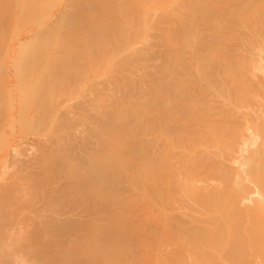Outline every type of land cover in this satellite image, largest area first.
I'll list each match as a JSON object with an SVG mask.
<instances>
[{
  "label": "bare ground",
  "instance_id": "bare-ground-1",
  "mask_svg": "<svg viewBox=\"0 0 264 264\" xmlns=\"http://www.w3.org/2000/svg\"><path fill=\"white\" fill-rule=\"evenodd\" d=\"M18 1L20 2V0ZM225 1L228 3L229 0L228 1L225 0ZM231 8H232L231 10H236L233 7ZM231 10L229 9V12ZM236 11H238V9ZM232 14L233 12L231 11L229 15ZM240 16H242V14ZM231 17L229 16V18ZM229 20L227 19L226 21L228 22ZM232 20L233 19L231 18V21ZM226 21L223 24L224 25L227 24V27H231V25L235 24V23L232 24V22L227 23ZM237 22L240 23L241 21L238 20ZM252 22H254V20ZM230 23L231 25H229ZM263 23L260 24V22H258L257 23L258 26L255 25V27L256 26L259 27L260 30L259 24L262 25ZM232 27L230 29L225 28L226 29L225 31L227 30L230 31ZM44 30L48 31V29L45 28ZM44 30H42L43 31L42 34L38 35V33L40 32L39 31L38 33H36L37 35L36 36L33 35V37L32 36L29 37L27 35L28 38H25L26 36L24 35L25 37L23 39L21 38L23 41L20 40L22 43L20 42L14 44V45H20L18 47L16 46L17 47L16 49L15 48L13 49L14 46L12 45L13 47L11 48L13 50H16L14 52L20 58L21 65H19L20 62L17 59L18 64L17 62L16 64L17 66L18 65L19 66L18 67L15 66V68L16 67L17 68L13 70L14 71L13 73L11 71H10L11 73H8L9 70L7 69V72L5 71L7 75L6 78L4 79L6 80V82L3 80L4 83H6L7 87L13 86L12 88H18L19 93H21L19 95L20 97L19 96L18 97L21 99L25 96L23 94L25 93L24 90L29 93L30 90L34 91L35 86H36L35 89L39 90L38 86L42 84L41 86H39L42 90L37 91L38 93L35 91L36 94L34 98L32 96H29L30 97L29 101L30 99L32 100L34 99L36 104H34L32 100H31L32 103L31 101L29 102L27 100L28 97L27 98L24 97L26 100L24 101L26 102V105H24L25 103H22L23 102L22 100H24V98L22 100H18L19 101L18 103L20 104L22 103V105L28 106L26 107L27 110L31 106L30 104L27 105V103L38 105L39 99L41 100L42 98L40 96L41 91L43 93V90L45 89L56 90V88L58 89V86H60L59 88L62 87L64 88V85L62 84L63 82H66L65 84L67 88L69 87L72 88L73 86H75L74 83L77 82L76 76L74 75L75 78L74 80H72L73 75L71 76V73L67 74L66 71H65L66 72L65 75L61 74L62 76L60 75L61 72L55 70L44 71L38 74L36 73L37 70L33 68L34 67L33 59H35L36 61L45 60L44 59L45 50L43 49V46H48L50 50L51 49L50 46L54 43L53 40L51 39V33L50 32L45 33ZM232 33L234 34V32ZM232 33L229 35V37L230 36L234 37L237 35L236 33L232 35ZM241 33L240 32L238 33V35L241 36L237 35V37L235 38H239L240 40L247 39V38H243L244 36ZM250 35L252 34L250 33ZM129 38L130 37L127 36V39L125 40L126 41L129 40ZM228 40L226 42H229ZM221 41L224 42L223 40ZM222 42L220 43L218 41V43H220L221 45L223 44ZM215 43L217 42L211 44V47L209 44V47L212 50L208 49L209 48L208 45L205 47L209 55L211 51L214 53V51L216 50L215 48L217 45L214 46ZM228 44H231V42ZM221 45L220 47L218 46L220 49H221ZM212 47L215 48L213 49ZM218 47L217 49H219ZM10 52L11 55L14 53L13 51ZM53 52H56V50ZM212 52L211 54L213 57L214 54ZM220 52H218L217 50L216 52L217 56L215 55L216 57L215 59H213L214 61H211L212 66L214 63L217 64L215 65V67L217 66L219 67V64L223 66V67L220 66L219 68L217 67L218 69L221 68L220 71L217 73V76L215 75L216 73L214 74V71H212V69L210 70L211 66L209 65H210V60H212V57H210L211 59L207 58L209 60L208 61L206 60L207 56L204 58L205 55L204 56L196 55L193 56L194 58H191L192 56L191 57L189 56L190 59L189 57H187L189 60H191L189 66L193 64L191 62L192 60L194 61L195 57L196 59L197 58L199 59V57L201 56V58H203V61L202 59L195 60L199 62L198 64L202 63L201 65H198L200 67H198V69L196 70L197 72L200 69L199 70L200 73L197 72L198 76L197 74H195L199 78L195 79L196 77H194L195 76L194 75L193 78L195 80L190 79L189 81H187L188 78H183L180 75L187 74L189 69L193 66L186 67L187 64L184 65L183 62H185V60L187 59L183 60L182 63L180 62L182 61L181 59H184L185 57L181 59H179V57L178 59L175 57L173 59L176 62L174 60L170 61L172 62V64L174 62L175 69L173 68V65L171 64L172 65L171 66L169 63H165L163 64V67L162 66L159 67L160 68L159 70L163 71L162 73L166 77L164 78L162 74H158L160 75L158 76V78L160 77L159 80L161 78H163L164 80L162 82L159 80L156 81L155 84L157 85V82L159 81L158 86L159 85L160 86L158 88L157 86H153L154 84L152 82L155 81L156 79L155 77L157 76V74L155 76L154 73L153 75H151L154 78V81L151 80L153 78L150 76V81L152 84L151 86L153 87V89L149 90L151 86L150 87L148 86L149 88L145 86L146 89H148V91H146V89L144 88L146 91L145 93L146 95L144 97L145 99L143 100L145 102L143 101L144 105L143 104L142 105L144 107L140 106V110L141 111L144 110L141 116H143L144 114L143 118L146 117L145 122L147 121L146 122L147 127L145 128V129L148 128L146 131L147 132L146 137H150V136L152 137L150 138L151 141L149 142L150 144H148L147 141L149 140L148 138L146 140V145H145L147 146V149L149 148L148 157L150 156L149 159L150 158L151 159L149 160L147 158L149 160L148 162L143 161L142 168L145 163L147 165L149 164V166L145 164L146 168L151 167L152 169L154 165L156 166L158 165L160 166V168L156 169L157 168L156 167L155 171L159 170V172H156V174L155 172L153 173L155 175L159 173V175L156 177L157 179H159L158 180L159 183L157 182L158 186L155 182L157 181V179H155L154 177L155 175L153 176V178H152L153 175L152 172H151L152 175H150V177L154 180L155 185L157 186L154 191L155 193L158 194H154V191L152 190L153 193L152 192L151 193L153 195L151 194L152 196L151 198L148 197L150 196V194L146 195V193H144L145 192L144 189H146L145 187L148 186H144V187L142 186L143 189L142 188L141 189L143 190L144 195H146L143 197H148L149 201L150 199L152 201L153 197L155 198V195L156 196L160 195V199L162 201L161 202L160 199L158 200L161 202V204L159 205L160 202L155 203L157 200L154 199V201L156 200L154 203L157 204L155 205L152 202L155 205V208H152L151 206L152 204L148 203V207L152 208L151 209L152 211L149 208L148 209L145 208L147 207L145 203V207L143 208V210L146 211L145 209H147V211L146 212L143 211L144 213H146L144 214V217L141 216L142 214L139 215L140 213H142L140 210H139L140 213L139 211H137L139 214L135 211L137 214L133 216L134 219L137 221L138 219L136 218L137 217L139 218V216L144 219L146 218L144 222L145 221L147 222L148 218L152 219L151 220L152 223L149 224L154 225V226L152 225L153 227L152 231L150 228V231L154 234H150L152 236L146 237L148 238V241L147 239L146 240L141 239V237H144L145 239V236H143L144 235L143 230L146 233L145 225L147 226L148 223L145 222L144 225L142 221L141 225H138V229H139L138 235L141 236L140 234L141 231L143 234L141 237H139L136 233L137 226L135 227L136 232L133 229L134 226L136 225V222H134L135 224L133 225V227L131 226L133 231L131 229L129 230L130 232H128L127 230L128 228H126L125 226L126 224L123 225L124 222H122V225L120 224V222L123 219L118 221L119 223H117L116 220H114V223L110 224V226L109 224L107 225L108 227L104 226L107 228V229L105 228V230L101 225L102 226V228L100 227L101 240H99V243L98 240L96 241L98 246L95 244V241L93 242L95 245L91 244L92 243L91 241H88V243L91 242L90 245L86 242V240H84L82 233L84 231L88 232V230H91L92 227L94 228L96 224L99 223L98 219L101 218V215L103 218H105V220L107 219L109 220L111 218L110 215L111 211L109 214L108 209L111 210L112 206L115 205V203L117 204V200H116L117 198L115 199V197H113L115 195L113 189L114 186H116V185L113 186V183L114 181H116L115 172L117 171L118 168L116 167V165L118 166L117 163L120 161L117 160L116 163L115 161L116 158L114 156L116 154L113 153L116 150L114 148H117V146L109 141L108 142L110 144L105 142L108 145L105 144L104 141H103L104 144L99 142L101 140L99 138L100 136L98 137L100 140L97 138L98 140L96 141L95 139V142H93L95 135H93V139H91V141L89 139L92 137H89L88 140L90 141V143H88V145H86L87 139H83L84 141H81L79 143L78 141L77 143H75L76 142L75 141L73 142L74 144L71 142L69 143L68 140H66L68 142V145L67 146L65 145L66 148L64 149L67 152L65 154L62 152L63 157H58L57 160L56 158L57 156L53 153L54 150L52 151L51 149L56 146V144L53 145V143H55L54 141H56L55 138L53 139V137H57L58 135L56 136L52 135L51 139L54 141L46 140V139L43 141L41 140L42 143L37 142V140L35 141V143L37 144L36 146L37 148H35L36 149V151H34L35 154H33L30 158H27L25 156V153H22L25 152L24 149H26L29 144L26 143L27 140L25 141V143L24 141L22 142L24 145L21 143V141L20 142L18 141L20 145L17 142L11 143L14 144L15 148L13 146H10V144L4 145L5 148H8L9 146L15 149L17 153H15V151L13 150L12 152L14 154L12 152L11 153L6 152L7 149H5V153H7L6 155L9 156L10 154V156L8 157L9 159L5 156V154H3V156L6 159L2 156L3 159H5V161L8 159L10 163H12L11 166L13 164L15 165H13L14 167L13 173L11 170V173L7 175L8 177L6 178L3 177L4 178L3 179L1 175L3 173L0 174L1 175L0 179H2L0 180V264H139V263L141 264L142 261L144 262L146 260V258L144 259V257L145 254L148 253H149L147 257L148 259L147 261L144 262V264L145 263L146 264H152V263L153 264H264V71L262 72L261 77L254 81H252V78L248 76L250 79H247L249 83L246 84L247 81L245 82L244 78L246 77L247 74L249 75L250 73H252L249 72L246 74V72H248V70H246L247 69L246 66L249 65L250 68L252 66L254 68L257 65L255 64L254 66V64H251V63H256V62H252L254 58H251L252 60L248 58L249 62L250 61L251 62L250 64L249 62L248 64L245 62L247 64L246 66H243L245 65V63L241 65V63L234 60L236 63H239L238 66L237 64L234 63V61L232 63V58L229 56L230 54L225 55V53L222 52L223 53L222 54ZM262 53L263 52L260 51L257 54L259 56L258 58H259V62L261 63V66L264 67V54ZM11 55L7 54L9 58H11ZM252 56L254 57V55ZM16 57H13L12 55V58L13 59L15 58L14 61L16 60ZM240 57L242 58V56ZM176 59L178 61L180 60L179 63H181L182 65H180ZM218 60L219 63H217ZM244 60L245 58L243 59V61ZM248 60L246 58L245 61ZM205 62L209 63L208 65L206 63L208 69L204 68L206 67L204 66ZM186 63H188V60ZM177 64H179L180 67ZM180 68L183 70L180 71ZM217 68H215V72L218 71ZM242 70H245L244 71L245 73ZM250 70L252 71V69ZM242 75L244 76V78H242L243 77ZM220 77L223 78H221L220 80ZM64 78H66L65 81L62 80ZM217 78L221 83L217 80ZM39 80L41 81L39 82ZM214 81L217 83H214ZM242 81L244 84L242 83ZM35 83L37 84L33 87L32 85ZM38 83L41 84L38 85ZM28 87L30 88L29 91H27L29 89ZM154 87L156 88V90L154 89ZM3 88L5 89V87ZM11 92L12 91H10L9 93ZM35 92H33V94ZM22 94L24 96L21 97ZM25 94L27 95V93ZM87 96L90 97V94ZM9 97L10 96L8 95L7 99L5 98L6 100L4 99L0 101V103L4 102L6 104L7 101L9 102L8 99L10 98L12 99V96L10 98ZM18 97L17 99H19ZM84 97L78 100V102H76L75 104L73 105L71 104L72 106L70 105L71 106L70 109H66L68 110L67 113L74 115L76 113L83 112V110H87L86 108H88L87 105L90 103L89 102L90 100L89 99L86 100L87 97L85 98ZM46 98L47 97L45 95L44 100ZM93 98H97V97H93ZM92 100H91L92 102L97 101L96 99H92ZM92 102L89 105H91ZM99 102L101 103L103 101H99ZM4 103L2 104L4 105ZM60 103H62L61 100ZM20 104L17 105L20 106L21 109L22 105ZM40 105L42 106V104ZM24 106L21 110L20 109L18 110L25 111L26 108ZM34 108L32 109L33 110L32 112H34V110L37 112L36 119L43 120L44 119L43 115H45V113L47 112L45 111L43 112V108L40 107L39 108L37 107L35 109ZM44 108H48V107H44ZM95 108L97 107H94L93 109L95 110ZM115 108L117 111V106ZM6 110L4 113H7ZM109 110H108V114L106 113L107 112L106 111L105 112L106 114L104 113L102 115L109 116ZM111 110H110V112H112L110 113L111 117L116 115L122 116L120 115V113L122 112L119 111L117 113ZM137 111L138 113L140 112L139 109ZM137 111L135 113L137 116H139L141 112L138 115ZM23 112L22 114H25ZM85 112L86 111H84V113ZM13 114L15 115V111ZM124 114L123 116H125ZM7 115L8 114H6V116ZM16 116L18 117V114H16ZM137 116L135 119L138 118ZM140 121H142V119ZM53 127H55L54 124ZM77 128L76 130H78ZM63 130L64 129H62V131ZM67 131H69V129ZM154 134L155 136L153 138ZM61 135L59 136L61 137ZM91 143L99 144L98 149L95 148L98 145L94 146V148L98 151L95 152H97V154L100 152L98 159L96 158L98 157V155L95 156L96 155L95 152H94L95 154L93 152H89L91 150L92 151L95 150L92 149L93 147L90 148L92 146ZM148 145H150V147H148ZM143 146L144 145H142L141 147ZM2 147L3 146H1L0 148L2 150V152L0 150L1 153H3L4 151V147L3 149ZM57 149L58 152L60 153L61 151L60 148ZM115 153H117V151ZM142 153L144 152H141V154ZM52 155L53 156L55 155L56 157L55 156L52 157ZM83 155L86 157L88 156L90 157H88L87 159L85 158L86 159L85 160ZM21 156H25L26 158ZM92 156L95 157L92 158ZM130 156L131 155L129 153L128 157ZM128 157L127 159L132 158V157L131 158ZM82 159H84L85 162ZM74 160L75 161L78 160V161L75 162ZM112 160H114V164L110 163V161L113 162ZM9 161L7 163H9ZM86 161L89 164L86 163ZM83 162L88 164L87 165L88 168L85 167L86 165ZM78 163L79 164L81 163L80 165H83L85 169L82 168V166L78 165ZM132 166H134L133 163ZM79 168L81 173L75 174L79 172ZM69 169L72 172L75 171L77 172H75L74 174L71 173L72 175L68 174ZM137 169L140 170L139 168ZM147 169H149V171L151 170L150 168ZM144 170L141 169L140 170L141 173L142 172L144 173L145 172ZM63 171L64 173L67 172V175L69 176L64 175ZM137 171H135L134 174H136ZM152 171L154 170L152 169ZM8 172L9 171H7V173ZM143 173H142V177L145 176L143 175ZM50 175L53 178L54 176H59L57 179L60 178V175L64 176L65 178L63 180V177H61L63 181L61 182L59 180L60 182V183L58 182L59 185L58 184L56 186L54 185L53 187L56 189H54L53 191L46 189L47 186L42 185V181L44 180V178L49 176L50 179ZM137 175L140 176L139 173ZM148 175L149 173L147 174V176ZM148 180L146 183H148ZM47 182L49 181L47 180ZM149 182H151V180ZM54 183L55 182L53 183L51 182L50 184L47 183V185L49 184V186H51ZM142 183H145V181ZM44 184L46 185V183ZM155 185L152 186L153 189ZM42 187L45 188L46 191L48 190L49 192H45L44 189H42ZM149 187L147 188V190L149 189ZM52 192L53 193L56 192V193L53 194ZM70 195L73 197H69ZM74 197L77 198L75 199L78 205L79 202H81L80 203L81 205L79 206V210H82V212L84 213L85 212L87 213L89 211L90 213L89 212L88 213L90 217L87 218L86 215L88 216V214H86L84 216L85 218L81 217L84 220L79 218L80 216L76 217L78 219L74 218L72 213H75V211L77 212L78 210V208L77 209L75 208L76 204H75V200L73 201ZM114 200H116V202ZM67 202L68 203L71 202L72 204L74 202V204L72 205L71 203H69L68 205H66ZM82 203H84L83 206L86 205L84 206L86 210H87L86 208L87 206L88 207L90 206V209L86 211L84 207H81ZM149 204L151 205L149 206ZM65 205L67 207H65ZM158 205L160 206L159 208ZM62 206H64L65 208ZM70 206H72V208H75V210L72 211V208ZM106 206H110V207L107 208ZM113 207L117 209V205ZM113 209L112 211H114ZM80 212L81 211H79L76 214H79ZM117 212L118 210L113 212L115 213L114 217L117 216L116 215ZM154 212L157 214L153 216L154 218H152L151 216L154 214ZM102 213H105V215H103ZM92 214L94 216L91 217ZM113 215L112 218L115 219ZM136 215L138 216L136 217ZM149 221L150 219L148 220V222ZM107 222L104 223L103 220L104 225L107 224ZM132 222L131 225L133 224ZM142 224L144 227H139L142 226ZM140 228H144V229L140 230ZM126 232L131 233V235L132 232H135L136 234L134 235L136 237L138 236V239L140 240V244H139V240L137 241V238H135V241H137V245H141V246L138 247L137 245H135L136 242L133 241L134 239H132L135 237L134 235L133 237L130 234L129 235L127 234L128 236L131 237H129V239L127 238L128 241H126V239L124 240L123 236L126 234ZM155 234L158 236L156 237ZM145 235H147V233ZM149 238L152 242L149 241ZM131 239L132 242L129 244V240L131 241ZM120 240L126 241L125 243L128 242L127 245L128 244L129 245L127 246L124 242L123 244L122 241ZM145 242L146 244H149V242L152 243L147 245L148 249L145 246L146 244L143 245ZM120 243L122 245H120ZM131 244L133 245L129 250V246ZM92 245L96 247V249L93 248L95 250L91 249V247H93ZM123 245H125L128 248L129 252L132 251L130 252L131 256L132 254L133 255L136 254V257L138 258L141 257L142 261L139 260L138 263H135V261L137 262L138 259L136 260L135 258V260L132 261L133 257L132 258L130 257V259L129 260L126 259V263H124V261L121 259L123 257L122 256L123 254H121V250L123 248L120 249L119 247V246L123 247ZM133 246H135L134 249H132ZM140 247L141 248L145 247L144 248L146 250L145 254H144V249H141V255L144 257L140 256L139 254L140 252L137 253L138 250H140ZM123 252L125 251H122V253ZM119 255H121L120 256L121 258L119 257Z\"/></svg>",
  "mask_w": 264,
  "mask_h": 264
},
{
  "label": "rangeland",
  "instance_id": "rangeland-1",
  "mask_svg": "<svg viewBox=\"0 0 264 264\" xmlns=\"http://www.w3.org/2000/svg\"><path fill=\"white\" fill-rule=\"evenodd\" d=\"M215 1L217 2L219 0H190V2H189V0H20V2L18 0H0V74H1L0 75V95L2 93L1 97L3 98L2 99L0 97L1 98L0 101L4 100L5 98L7 99L8 95L10 97L12 96V99L9 97L10 98V99H8L9 102L7 101L8 104H7V102H6V104L4 102L0 103V117H1L0 118V145L4 147V145L10 144V146L14 147V144H11V143L17 142L19 144L20 141H21V143L23 141L25 143V141L27 140L26 143H29V144H28V146L25 144L27 146V148L24 149L25 152H22V153H25V156L27 158H30L33 154H35L34 151H36L35 148H37L36 147L37 144L35 143L36 140H37V142L42 143V141L45 139L46 140H52L51 139L52 135L53 136L54 135L59 136L62 133L61 137L59 136V138H58V136L53 137V139L55 138L56 141L52 140L55 142V143H53V145L56 144V146L54 147L55 149L52 148L51 150L52 151L54 150L53 153L57 156L56 157L54 155L57 158V160H58V157H63L62 152L64 154L67 152L64 148H66L65 145L67 146L68 142L73 143L76 141L75 143H77V141H78V143H79L81 141H84L83 139L88 140L89 137H92L89 139L91 141V139H93V135H95L93 142H95V139L97 141L100 138L101 140L99 139L100 140L99 142H101V143H103V141H104V143L107 142L108 144H110L109 142H112L114 145L117 146V148H114V149H116L115 152L117 151V153L113 152L114 154H116V155H114L116 158L115 159L116 163H117V160H120L117 163L118 166L116 165V167H118L117 168L118 172L117 171L115 172L116 173L115 174L116 175L115 180L117 182L114 181L115 184L113 183V186L116 185V186H114V189H113L115 192V195L113 197H115V199L117 198L116 199L117 204L115 203L116 200H114L115 202H113V203H115V205H113V206L117 205V209L113 206H112L111 210L108 209L109 214L111 211V214H110L111 218L109 220L107 219L108 222L101 215V218L98 219L99 223L97 222L98 224H96V226L94 228L92 227V229L88 230V232L84 231L82 233V236H83L84 240H86L87 243H88V241L92 242V243L89 242L88 244L91 243L93 245H95V244L97 245L96 241L98 240V243H99V240H101L100 227L102 228V226H103V228L105 230V228L108 227L107 226L108 224L110 226V224L114 223V220H116V222L119 223L118 221L123 219L120 222V224L122 225V222H124L123 225L126 224L125 226H126V228H128L127 229L128 232H130L129 230L132 229L133 225L135 224L134 222H136V225L134 226L133 229L135 231V227L137 226V229H136L137 232L136 231L135 232L138 235V232H139L138 231L139 230L138 225H141L142 221H143V224L145 225L146 221L144 222V220H146V218L144 219V218H141L140 216L138 218L137 217L138 215H136L137 218L136 217L135 218L138 219V221H139V223H138V221L135 220L133 216H135V214L138 213L137 211L140 210L142 213H140V211H139L140 214L139 213L138 214L139 215L142 214L141 216L144 217V214H146L144 212H146L147 209L149 208L148 203L152 204V205L149 204V206L151 205L152 208H155V205H157L155 203H159L161 201L160 195L159 196L155 195V198L153 197L152 201H151V199H150V201L148 200L149 199L148 197L152 198V196H151V194L153 193L152 190L154 191L156 189V187L158 186L157 182L159 179H157L156 177L159 175V173H157V175H155V174H156V172H159V170L155 171V168L157 167L156 169H159L160 166L154 165V167H152V169L154 171H152L151 167H147V168L151 169L149 171V169H147L145 166L146 163L145 164L143 163L144 164L143 168L146 169L147 172H146V170H144L142 168V162L143 161L148 162L151 159V158L149 159L150 156L148 157V151H149L148 149L149 148L147 149V146H145V145H146V140L148 138H149V140H147V141H148V144H150L149 142H151L150 138L152 136L146 137V133H147L146 131L148 128L147 129H145V128L147 127L146 126L147 121L145 122L146 117L143 118L144 114H143V116H141V114L144 112V110L143 111L140 110V106L142 107L144 105L143 99H145L144 98L146 95L145 93H146V91H148V89H146V87L149 88L152 85L151 81H150V76L153 75L154 73H155V76L157 74L156 77L154 76L156 78L155 81H154V78L151 76L153 78L151 80L154 81V82H152L154 84L153 86H157V88L160 86V85L158 86L159 81H161V82L164 81L163 78H161L162 80L161 79L159 80L160 77L158 78V76H160L158 74L163 75V73H162L163 71L159 70L160 66L163 67V64H165V63H169L171 65L172 62H170V61L171 60L173 61L174 60L173 58H175V57L177 59H178V57H179V59L185 57L184 59H181L182 61H180V60L179 61L182 63L183 60L187 59L188 63H186L187 60H185V62H183L184 65L187 64L186 67L189 66V63L191 61L189 59L191 56H192L191 58H194L193 56H196V55H202V56L205 55L204 58L207 56L206 60L211 59L210 57H212V54H211L212 51L210 52V55H209V53L205 47L207 45L209 47V44L211 47V44H213L214 42L218 43V41H219L221 43L222 42L221 40L226 42L229 38V40H228L229 42H226V43L222 42L223 46L220 43H218L221 45L222 50L219 48L220 45H218L217 43L214 44V46L215 45H217V46H216V48L214 47L216 49L214 51V53L212 52L214 54V56H213L214 58L212 57V60H210V65H209V66H211V68L209 67L210 70L212 69V71H214V74L216 73L215 75L217 76V73L221 69V68L218 69L220 66H222L220 64H219V67L217 66L218 68L215 67V65H217L216 63H214L213 66L211 65V61H214L213 59H215V57L217 56L216 52L218 50V52L221 51L220 53L223 52V53H225V55L230 54L229 56L232 58V63L235 60V61L241 63V65H243L245 62L248 64V62H249L248 58L249 59L254 58V60L251 59L252 62H256V63H251V64H254V66H255V64H257L254 68H253V66L250 68L249 65H247L246 63H245V65H243V66L247 65L246 70H248V72H246V74L249 72L253 73V74L250 73L249 75L247 74L245 78L242 75L243 76L242 78L245 79V82L247 81V79H250V78H252V81H254V80L261 77V74L264 71V67L261 66V63L259 62V58H258L259 56L257 53H259L261 51V52H263L262 54H264V32H263L264 31V29H263L264 28V23H263L264 22V0H255V1L254 0H229V1L227 0L228 3L232 2L231 4L230 3L228 4L225 0H220L219 2H217V5H216ZM220 2H221V5H220ZM231 7H233L236 10L238 9V11L231 10L232 9ZM229 9L233 12L232 15H229V13H231V11L229 12ZM210 11H211V13H210ZM227 12H228V14H227ZM241 14H242V16H240ZM229 16L230 17L232 16L231 18L234 21L233 20L231 21V18H229ZM180 19H181V21H180ZM227 19L228 20L230 19V20L227 22L226 21ZM224 20L227 23H229V22H232V24L235 23V24H233L235 26V28L233 25H231V23L229 24V25H231V27L233 26L232 29L234 28L233 31H232V29L230 31L227 30L230 33L225 31L226 29H228V28L230 29L231 27H227V24L224 25L223 24V23H225ZM238 20H240L241 22L243 21L244 23L243 22L239 23V22H237ZM253 20L255 23L252 22ZM258 22H260V24L263 23L262 25L259 24L260 30H259V27H257ZM251 23H254V24H251ZM252 25H253V27H252ZM255 25H257V26L255 27ZM50 26H52V27H50ZM248 27L252 28V29H249ZM44 28L48 29V31L44 30ZM49 29H50V31H49ZM42 30H44L45 33L46 32L51 33V39L53 40L54 43L50 46V48H51L50 50H49L48 46H43V49L45 50V58H44L45 60L36 61L35 59H33V63H34L33 68L35 70H37L36 73L38 74V73H42L44 71H54L55 70V71L61 72L60 75L61 74L65 75V73L67 72V74L71 73V76L73 75L72 80H74V78L76 76L77 82L74 83V85H75V86H73L74 88L73 87L67 88V86L65 84L66 82H63L62 84L64 85V88L63 87L59 88L60 86H58V89L57 88H56V90L53 89L54 91L51 89H48V90L45 89V90H43V93L41 91L40 96L43 99L42 98H41V100L39 99L38 105H34V104H36L34 99L33 100L30 99V101L32 100L34 104H31L32 101H31V103H27V105L30 104L31 105L30 107H32V108L29 107L28 108L29 111H28L26 108L28 106H24V105H26V102H24V101H26L25 98L28 97L27 98L28 101L30 98L29 96H32L34 98L36 92L39 90H42L39 87L42 84L38 83V85L41 84L38 86L39 90L35 89L36 88L35 85L37 83L32 85L33 87L35 86L34 91L30 90L29 87H28L29 89L27 88L28 90L26 89L27 91L30 90L29 93L24 90V92L27 93V95L28 94L29 95L27 96L25 93H23L25 96L22 94L21 97L24 96L25 98L23 97L24 100H22L23 98L22 99L19 98L20 97L19 95L21 93H19L18 88H12L13 86L7 87L6 83H4V81L6 82V80H4V79L6 78V75H7L6 74L7 69L9 70L8 73H11V72L13 73L14 72L13 70H15L19 65H21L20 58L14 52L16 50H13L14 48L16 49L20 45H14V44H17V43H20L21 41H23L22 39L25 36H26L25 38H28V36L33 37V35L36 36L37 35L36 33H38L39 31L41 33L39 32L38 35H40L43 32ZM250 30H251V32H250ZM254 30H256V31H254ZM231 31L234 32V34L236 33L237 35L239 32L240 33L242 32L241 34L244 36L243 38H247V39L240 40L239 38H235V37H237V35L234 37H232V36L229 37V35L232 33ZM247 31L250 32L252 35H250V33H248ZM258 31H259V33H258ZM181 32H182V34H181ZM227 33H229V34H227ZM234 34L232 33V35H234ZM43 35H44V33H43ZM127 36L130 38H129V40L126 41L125 39H127ZM238 36H241V35H238ZM226 37H228V38H226ZM57 40H58V42H57ZM230 42H231V44H228ZM11 47H13V49ZM210 47L208 49H211ZM217 47L220 50L217 49ZM222 47L224 48V50ZM9 48H11V49H9ZM55 50H56V52H53ZM10 51H13L15 53L14 54L12 52L13 57L17 56L15 61H14L15 58L14 59L12 58ZM7 52H9V53H7ZM7 54L11 55V58L13 60L11 58H9V56H7ZM252 55H254V57ZM240 56H242V58ZM187 57H189V59ZM243 57L245 58V60L247 58L248 61H245V60L243 61V59H244ZM235 58L236 59L238 58V59L236 60ZM240 58L242 61L240 60ZM17 59L20 62L18 66H17V64H18ZM197 59L195 57L194 61L192 60L191 63H193V64L190 65L189 67H191V66H193V67H191L189 69L187 74L180 75L183 78H188L187 81H189L190 79L193 80L194 79L193 76L195 74H197V72H199V70H200L199 69L196 72L198 67H200L198 65L202 64V63L198 64L199 62L195 61ZM199 59H202V61H203V58H201V56L199 57ZM206 60H204V61H206ZM179 61H178V63H179ZM235 61H234V63L239 66V63H236ZM16 62H17V64H16ZM207 62H205L204 66H206ZM250 62H249V64H250ZM7 63L10 65H8ZM181 63H179V64L182 65ZM217 63H219V60ZM22 64H23V62H22ZM179 64H177V65H179ZM208 64L209 63H207V65ZM172 65L174 68V66H175L174 62ZM177 65H176V67H177ZM180 65H179V67H180ZM3 66L5 68L7 66L8 67L5 69ZM15 66H17V67L15 68ZM201 67H203V66H201ZM204 68L206 69L207 66ZM215 68H217L218 71L215 72ZM250 69H252V71ZM181 70H183V69L180 68V71ZM184 71H186V70H184ZM202 71H203V69H202ZM242 71L244 72L245 70H242ZM254 72H255V74H254ZM197 76H198V74H197ZM197 76L196 75L194 76V77H196L195 79L199 78ZM163 77L166 78L164 75H163ZM221 78H223V77H220V80H221ZM65 79L66 78H64L62 80L65 81ZM157 80H159V81L157 82V85H156L155 83ZM217 80L219 81L218 78H217ZM1 81H2V83H1ZM37 81H38V79H37ZM40 81L41 80H39V82ZM78 81H80V82H78ZM215 81H216V79H215ZM215 81H214V83H217ZM242 83H243V81H242ZM248 83L249 82L247 81L246 84H248ZM147 84H150V85H147ZM3 87H5V89ZM6 87L12 92L9 93L10 91ZM94 88H96V89H94ZM144 88L146 89V91ZM150 88H149V90L153 89V87L151 89ZM6 89L8 92L6 91ZM69 89H71V90H69ZM99 89H101V90H99ZM154 89L156 90L155 87H154ZM31 91H33V92L36 91V92L33 94V92H31ZM100 91L103 92L104 94L101 93ZM55 92H57V93H55ZM89 94H90L91 98L89 96H87ZM43 95H44V97H43ZM45 95L47 97L45 99L46 101L44 100ZM84 96L87 97L86 100H88V99L90 100L89 101L90 103L93 101L92 99H96L98 101V103H97V101L92 102L91 105H89L90 104L89 103L87 105L88 108H86L87 110H83V112H81V113H76L74 115L68 114L67 113L68 110H66V109H70V107L73 104L78 102V100H80ZM118 96H119V98H118ZM17 97L19 99H17ZM93 97H97V98H93ZM59 99L61 100L62 103H60ZM18 100H22L23 101L22 103H25V104L22 105V103L21 104L18 103L19 102ZM99 101H103V102L100 103ZM43 102H44V104H43ZM58 102H59V105H58ZM2 103H4V105ZM46 103H47V105H46ZM123 103H124V105H123ZM17 104L22 105V108L24 106L26 108V110H25L26 112L24 110L19 111L18 109H20V106H18ZM40 104H42V106ZM97 104L99 105V107ZM55 105H57V106H55ZM4 106L8 110H6L4 108ZM43 106L48 107V108L50 107V108L49 109L44 108ZM89 106H91V107H89ZM116 106H117V111L115 108ZM9 107H11V108H9ZM34 107L35 108H37V107L43 108V112L44 111L47 112V113H45V115H43L44 116L43 120L42 119H36L37 112L35 110H34V112H32L33 111L32 109ZM92 107L93 108L97 107V108H95V110H94ZM2 108H3V110H2ZM111 108L114 112H117V113L119 111L122 112V113H120V115H122V116L116 115V116L111 117L110 116V113H112V112H110ZM46 109H47V111H46ZM138 109L141 112V113L139 112L140 115L137 111ZM5 110L7 113H4ZM53 110H55V111H53ZM108 110H109V116L110 117L105 116V115L103 116L102 114H104L106 111H107L106 113L108 114ZM14 111H15V115L13 114ZM18 111L20 112V114ZM84 111H86V112L84 113ZM136 111H137L139 116L136 115V113H135ZM22 112L25 114H22ZM6 114H8V115L6 116ZM16 114H18V117L16 116ZM46 114H48V115H46ZM123 114L125 116H123ZM13 115L15 116V118ZM89 115H91V116H89ZM136 116L138 117L137 119H135ZM2 117H4V118H2ZM11 117H13L14 120ZM37 118H40V117H37ZM117 118H119V119H117ZM141 119H142V121H140ZM143 122H145V123H143ZM53 124L55 127H53ZM37 126H38V128H37ZM76 128L78 130H76ZM62 129H64V130L62 131ZM68 129H69V131H67ZM21 134H22V136H21ZM72 134L73 135L76 134V135L73 136ZM80 136H81V138H80ZM147 136H149V135H147ZM154 136H155V134L153 135V138H154ZM48 138H50V139H48ZM57 138H58V140H57ZM73 139H74V141H73ZM66 140H68V142ZM69 140H71V141H69ZM87 140H86V143H87L86 145H88V143H90V141L89 140L87 141ZM32 143H34L35 146ZM107 143H105V144H107ZM95 145H98L97 147H95L96 149H98V147H99L98 143L92 144V146L90 148L93 147L92 149H95L94 148ZM142 145H144L145 147L144 146L141 147ZM1 146H0V148H1ZM3 147H2V149H3ZM148 147H150V145H148ZM57 148H60V150H61L60 153L58 152ZM5 149H7L6 152L11 153L13 150V151H15V153H17L15 149H13L9 146H8V148L4 147L3 153H1L2 150L0 149L1 150V152H0V174L3 173V174H1L2 178L8 177L7 175L9 173H11V170L13 173V171H14L13 165H15V164H13L11 166L12 163H10V161L8 160L9 159L8 157L10 156V154H9V156H7L6 155L7 153H5ZM96 149L93 151L91 150L89 152L94 153L95 151H97ZM121 149H124L125 151L121 150ZM64 150H65V152H64ZM89 152H87V153H89ZM97 152H95L96 153L95 156L98 155V157H96L98 159L100 152L98 154H97ZM141 152H144V153L141 154ZM145 152H146V154H145ZM58 153H59V155H58ZM84 153H86V152H84ZM129 153L131 155L130 157H128ZM3 154H5V156L8 158L7 160L9 161L10 165H9V163H7L8 162L7 160L5 161L6 158L3 156ZM22 155H24V154H22ZM84 155H86V154H84ZM2 156L5 159H3ZM25 156H21V157H25ZM54 156L52 155V157H54ZM88 157H90V156H88ZM88 157L84 156V159L85 158L87 159ZM94 157L92 156V158H94ZM127 157L128 158L132 157V158L127 159ZM117 158H120V159H117ZM84 159H82V160L84 161ZM77 161L78 160H76L75 162H77ZM112 161L113 162L110 161V163L114 164V160H112ZM86 163H88V162L86 161ZM86 163H84L86 165L85 167L88 168L87 165L89 163L88 164H86ZM132 163L134 166H132ZM80 164L78 163V165H80ZM80 166H82V168L85 169V167L83 165H80ZM147 166H149V164ZM80 168H79V172L75 171L77 173L72 172L69 169L68 174L81 173ZM137 168H139L140 170L141 169L144 170L145 174L143 172L142 173L146 177L145 176L142 177L141 171L138 170ZM84 169H82V170H84ZM7 171H9V172L7 173ZM135 171H137L136 174H134ZM132 172H133V174H132ZM151 172H152V174L155 172V174L152 175ZM63 173H64V171H63ZM138 173L140 174V176L137 175ZM148 173H149V175H148L149 177L147 176ZM129 174H130V176H129ZM131 174H132V177H131ZM64 175L69 176V175H67V172L64 173ZM150 175H152V178L155 175L154 177H155V179H157V181H155L157 186L155 185V182L150 177ZM58 177L59 176H54V178H53L50 175V179H49V176H47L44 178L45 182H44V180L42 181V185L47 186L46 189L53 191L54 189H56L53 186L54 185L56 186L58 184L59 180L62 182L65 179L64 176H61V175H60L59 179H57ZM61 177H63V180L61 179ZM138 178L142 182L145 181V183L147 182V180L149 178L150 179L148 180V183H146V185H145V183H142ZM146 178H147V180H146ZM135 179H136V181H135ZM0 180H2V179H0ZM47 180L49 182H47ZM56 180H58V181H56ZM150 180H151V182H149ZM51 182L52 183L55 182L56 184L54 183L51 186H49V184ZM44 183H46V185ZM47 183H49V184L47 185ZM154 185H155V187L153 189L152 186H154ZM48 186H49V188H48ZM142 186L143 187L144 186H148V187L150 186L148 190H147L148 187H145L146 189H144L145 190L144 193H146V195L150 194V196L143 197L146 195H144V193H143V190H142L143 187ZM43 187H42V189H44L45 192H49L48 190L46 191V189ZM149 191H150V193H149ZM54 193H56V192H54ZM154 194H158V193H155V191H154ZM69 197H73V196L70 195ZM75 198L76 197H74L73 201L75 200V204L77 205V206L75 205V208L76 209L78 208V210H77V212L75 211V213H72L74 218H76L77 216L78 217L80 216L79 218H81V217L85 218L84 216L86 214H88V216L86 215L87 218L90 217L89 211H88L89 213L88 212L84 213V212H82V210H79V206L81 205L80 204L81 202H79V205H78V203H76L77 198L76 199ZM154 199H156L157 201L155 200L156 201L155 202ZM159 199H160V201H158ZM70 200H72V199H70ZM78 201H80V200H78ZM71 202H69V203H71ZM152 202L153 203L155 202L154 203L155 205ZM161 202L159 203V205L161 204ZM69 203L67 202L66 205H68ZM145 203H146L147 207H145ZM63 204H64V202H63ZM73 204H74V202H73ZM83 204L84 203H82L81 207L86 206V205L83 206ZM66 205H65V207H67ZM159 205H158V208L160 207ZM62 207H64V206H62ZM70 207L72 208V206H70ZM106 207L108 208L110 206H106ZM144 207L147 208V209H145L146 211L143 210ZM75 208H72V211H74ZM86 208H87V210H89L90 206L89 207L87 206ZM152 208H149V209L151 210ZM84 209H85V207H84ZM112 209L114 211H112ZM93 210H91V211H93ZM116 210H118V212L116 214L117 216L114 217L115 213H113V212H115ZM79 211H81V212L79 214H76ZM83 213H84V215H83ZM74 214H76V215H74ZM102 214L105 215V213H102ZM156 214L157 213L154 212V214L151 217L154 218L153 216H155ZM112 215L115 219L112 218ZM92 216H94V215L92 214L91 217ZM76 219H78V218H76ZM102 219L104 220V223L107 222V224L104 225ZM149 219H150V221L152 220L151 218H148L147 222H146L148 224L152 223V221L148 222ZM82 220H84V219H82ZM131 222L133 223L132 225H131ZM143 224H142V226H139V227H144ZM148 224H147V226H149V227H147L145 225V227H146L145 230H146L147 235H145L146 233L143 230L144 228H140V230L141 229L143 230L144 235L142 234V231L140 232V234H141V236L142 235L145 236V239H144V237H141L140 235H138L139 237H141V239H143V240L147 239V241H148V238H146V237L152 236L150 234H154L151 232L153 229V227H152L153 224H149V225ZM98 226H99V228H98ZM104 226H106V227H104ZM97 228L99 231L97 230ZM150 228H151V231H150ZM133 229H132V231H133ZM102 231H103V229H102ZM128 232H126V234L124 236H126L127 234L131 235V233H128ZM135 232H132L131 236L136 234ZM124 236H123V238H124V240L126 239V241H128L129 237H131V236L124 237ZM138 236L137 237L135 236L134 238H132V239H134L133 241H135V238H137V241H138L139 240ZM157 236L158 235H156V237ZM150 238H149V241H151ZM132 239H131V241L129 240V244L132 242ZM122 240H120V241H122ZM94 241H95V244L93 243ZM126 241H122V243L123 242L125 243ZM137 241H135L136 244L134 242L135 245H137ZM151 242H149V244H152ZM156 242H157V240H156ZM156 242H155V244H156ZM127 243H125V244L127 245ZM139 244H140V240H139ZM145 244H146V242L143 245H145ZM149 244L145 245L146 248H147V245H149ZM120 245H122V244L120 243ZM132 245L133 244H131L129 246V250H130ZM153 245H154V243H153ZM87 246H89V245H87ZM137 246L139 247L141 245H137ZM119 247H120V249L123 248L121 250V254H123L122 255L123 257L121 258L120 257L121 255H119V257L124 261V263H126V259L129 260L130 257L131 258L133 257L132 261H134L135 258H136V260L138 259L137 262L135 261V263H138L139 260L142 261L141 257H140V256H142L141 255V249H144L145 247L144 248L140 247V250H138L139 248L137 249L138 250L137 253L140 252L139 253L140 256L137 254L140 258L136 257V254H134V255L132 254V256H131L130 252H132V251L129 252L128 248L125 245H123V247H121V246H119ZM119 247H117V248H119ZM134 247L135 246H133L132 249H134ZM93 248L96 249V247H94V246L91 247L92 250H95ZM120 249H118V250H120ZM122 251H125V252L122 253ZM117 252H119V251H117ZM142 253H143V251H142ZM145 253H146V250L144 249V254ZM148 254H145V257L142 256V257H144V259L146 258L145 261H147V259H148L147 258ZM144 262L142 261L141 264H144Z\"/></svg>",
  "mask_w": 264,
  "mask_h": 264
}]
</instances>
